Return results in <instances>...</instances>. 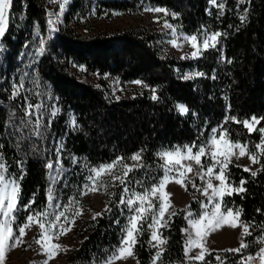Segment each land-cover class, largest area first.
<instances>
[{
	"label": "trees",
	"instance_id": "1",
	"mask_svg": "<svg viewBox=\"0 0 264 264\" xmlns=\"http://www.w3.org/2000/svg\"><path fill=\"white\" fill-rule=\"evenodd\" d=\"M140 2L161 6L169 13H177L171 20L187 34L202 31L226 33L215 49L206 50L193 59L163 56L155 43V35L141 28L130 27L112 34L81 35L70 27L60 28L46 42L43 56L28 58L27 50L48 34L45 0H14L12 16L6 36L0 38V156L8 166V173L17 180L21 175L18 161L24 165L20 181L22 203L27 204L35 193L36 211L47 203L49 185L47 163L55 157L50 148L52 140L62 139L64 151L90 166L108 163L117 157L125 159L143 150V167L129 173L128 187L138 191L158 183L163 174L157 153L174 146L204 144L212 129L228 130V138L248 145V150L260 140V132L249 133L245 119L256 117L264 125V0H223V15L209 0H100L102 7L123 12H134ZM80 1L70 4L71 10ZM248 9L246 21L240 20ZM223 56V60L221 57ZM34 61V62H33ZM231 61V63H228ZM83 66L95 72L101 86L80 79L68 70L69 65ZM203 72L202 77L185 80L187 72ZM103 75L124 83L141 80L148 87L133 95L113 97L105 92ZM215 76V79H213ZM24 77V87L35 84L48 90L60 111L48 125L43 121L42 137L34 132L32 118L24 115V93L10 99L12 85ZM30 80V81H29ZM156 89L158 100H152L149 90ZM40 90V91H41ZM32 103L37 98H32ZM177 104H184L189 112L181 115ZM12 113L15 116L12 117ZM67 113L73 115L78 127L66 125ZM236 117L225 123V117ZM13 119V127L5 124ZM30 120L27 127L21 121ZM257 175L252 176L241 166L230 163L227 180L239 187L244 180L246 191L225 196L223 205L242 209L240 219L249 225L252 235L245 236L249 247L240 252L211 250L204 260L185 257V209L177 208L162 234L167 239L159 264H244V258L255 256L264 243L257 238L264 235V161ZM140 181V183H137ZM121 187L107 197L112 211L86 221L82 238L69 256L68 264L99 261L117 248L121 229L127 222L128 208L119 205ZM194 214L200 212L199 200L189 205ZM259 210V211H258ZM17 224L25 220L20 211ZM119 221V223H117ZM134 248L135 264H150L154 249L149 243V228L143 223Z\"/></svg>",
	"mask_w": 264,
	"mask_h": 264
},
{
	"label": "snow or ice",
	"instance_id": "2",
	"mask_svg": "<svg viewBox=\"0 0 264 264\" xmlns=\"http://www.w3.org/2000/svg\"><path fill=\"white\" fill-rule=\"evenodd\" d=\"M50 2L58 3L59 12L48 13L49 33L55 32L57 30L56 25L62 22L60 17L63 15L64 10L69 4L70 0H50ZM209 3L219 8L220 14L223 15L225 8L223 0H221L220 3H217V0H209ZM239 3H245V0H239ZM13 6L14 0H0V38L5 37L9 29L10 17L12 16L11 10L13 9ZM144 10L157 13L163 12L165 15H172L173 17L178 15L177 13H169L168 10L160 7H146ZM92 14H95V9H93ZM113 15H119V13H113ZM247 15L248 9L245 8L243 14L240 15V20L242 22L246 21ZM164 27L171 29L173 38L169 41V43L173 47H181V44L178 43L179 37H177V29L167 21H164ZM223 35H226V33H221L219 31L211 33L208 31H202L199 36L183 35L181 33L183 40L189 42L193 48V51L190 54L191 58L193 59L203 55V53L208 49L217 48L218 44H220V38ZM35 36L39 38V46L35 48L34 52L35 58L38 59L46 52V39L41 37L39 27L36 28ZM188 58V55L182 57V59ZM221 59L223 60V56ZM228 63H231V61H228ZM80 67L81 70H83V66ZM204 75L205 73L197 71L184 75L183 79L189 80L194 79L195 77H202ZM213 79H215V76H213ZM133 83L143 87H148V85L144 84L141 80L133 81ZM23 88L24 77H21L18 85H12L10 99H15ZM152 92L153 95L151 96V99L158 100L159 97L156 95V89L153 88ZM25 100H27V97H25ZM33 107L34 106L32 104H27V107L24 111V115L26 117H30L32 115ZM175 107L178 113L181 115H186L189 112L188 107H186L184 104H177ZM35 108L39 109L40 105H36ZM59 111V108L53 107L51 116H56ZM14 116L15 113H12V117ZM42 119L43 117L41 115V118L36 119L34 122V134L37 137H42L44 135V132L41 130L43 127H45L42 124ZM229 120L238 123L240 122L236 117L226 116L225 123H227ZM29 123H31L30 120L21 121V124L24 127H27ZM242 123L248 129L249 133L253 131H259L262 134L260 143L255 145L259 152L249 155V159L252 161V163H258L259 156L264 155V128L256 127V125L260 123L256 117H252L251 121L245 119ZM13 124V119H9V121L5 124V128L13 127ZM50 124L51 120L48 121L49 126ZM71 124L74 127H78L74 119L71 121ZM217 132L218 129H212V133L206 144L198 146L194 142L190 146H184L186 151H182L180 148H177L174 151H164L158 153V155L161 156V158H163L165 161V175L158 184L153 183L151 189L146 188L142 193L130 189L128 187V182L129 173H132L135 168L143 167L141 160L143 150H140L131 156L130 159L134 162H137L132 166L124 163V157H117L111 163H102L98 166H90L87 163L83 165L88 175L85 177L86 182L82 186L83 190L79 194L86 195L89 192H96L101 188H105V178H110L113 181H118L119 184L123 186V191L120 193L119 205L126 206L131 213V215L127 217V223L121 229V239L119 246L111 250L110 255L106 257L102 264H113V262L117 260L134 256V248L137 243V237L142 232L141 226L149 219V216L151 217V223L148 224V228L151 230L150 243L155 241V243L152 244V247L157 249L155 255L152 257V264H157L164 252L163 246L167 243V239L163 238L159 234V229L162 227H167L168 220L165 219L166 213L168 215V219H171V217L176 214L175 211H170L171 204L167 199L169 194L164 192L163 189L165 184L170 179L169 174L173 172L178 173L180 177H171V179H174L176 183L180 184L183 181H188L187 172H193V167L191 163L186 164L183 163L184 161H194L196 165L200 166V171L196 172L195 174L198 175L200 179L206 180V185L202 189L197 190L202 191L203 195L207 197V203H204L203 201L200 202L201 209H203V211L198 216V218H193V213L187 209L185 210L187 212L185 219L190 226V228L182 229V231L188 234V239L185 242V255L187 256L188 253L194 248H199L200 251L196 256L188 258L192 260H204L205 254L208 252V249L204 247L203 244L204 238L210 231L214 232L221 228L224 224H227L232 228H236L237 226L243 228L241 233L240 247L226 251L240 252L242 249L249 247V245L244 242L243 237L252 235V233L249 231V225L244 224L239 220L242 209L237 208L234 212L233 208H227L223 205L225 196H231L234 192L242 193L246 191L244 188L246 181L241 180L239 187H233L232 184L228 182L227 167L228 163L230 162V157L236 155V153L231 150L238 148L240 150L239 156H244L248 154V145L241 144L239 142L233 143L230 139H228L227 129L220 131L219 138H217ZM221 145H224L223 150L220 148ZM2 147L3 146L0 145V149H2ZM194 148H198V150L193 152ZM208 148L211 149L210 153L206 151ZM63 149L64 143L63 141H60L56 147L55 163L49 161L46 165V168L49 171L48 179L50 184L47 189V205L43 211H36L33 208V205L35 204V193L33 194V198L30 199L27 204L22 203L20 181L23 180L25 174L23 162H17L21 171L19 180H17L14 176L7 175L8 166L3 161V157L0 156V264H5L6 250L8 248H15L17 245L23 243L25 230L34 224H37L41 230L40 239L35 240V243L39 244L42 251L48 256V259L44 260L42 264H48V260H50L56 254V251L61 247L58 244H51L50 241L54 236L58 238L59 235L66 234L68 231H70V228H68L67 225L62 222V220L72 223L77 216L82 214L83 210L80 208L78 200L70 197L67 204L61 205L55 195V189L53 185L60 182L61 177L67 171L62 164L61 153ZM208 154L211 155L213 162L211 166H208L206 171H204V165L202 164L201 157ZM72 162L73 164H77L79 161L77 158L73 157ZM216 168H219L218 172L214 171ZM118 169L121 170L119 174L117 171ZM184 169H186V171H184ZM244 170L248 171L249 169L245 168ZM251 175L256 176L257 172L253 171ZM213 179L219 181V184L214 185L212 182ZM137 183H140V181H137ZM192 186L194 188L197 187L194 183ZM158 193L159 195H157ZM153 197L160 201L158 208L154 207ZM73 204L76 205V210L70 218L67 213L72 211ZM61 208H63V210L53 211V209L59 210ZM222 208H224L223 211ZM20 211L26 212L23 224H17L16 214ZM104 211L111 212L112 209L106 205ZM100 215H102V213H93V219H96ZM49 216H51L52 219H49ZM117 223H119V221H117ZM14 224L18 227L19 235L16 234V229L13 227ZM52 229H59V231L53 232ZM190 229L194 230V235ZM257 242L264 243V235L259 236L257 238ZM256 259L259 260V264H264V248L259 250L257 257H246L244 259V264H252V261ZM217 260L220 261V264H223V261L220 260L219 256H217Z\"/></svg>",
	"mask_w": 264,
	"mask_h": 264
},
{
	"label": "rangeland",
	"instance_id": "3",
	"mask_svg": "<svg viewBox=\"0 0 264 264\" xmlns=\"http://www.w3.org/2000/svg\"><path fill=\"white\" fill-rule=\"evenodd\" d=\"M73 1L74 0H70L69 4L66 6L63 15L60 17L62 22L56 25L57 30L51 33H49L48 30V34L44 37L46 39V42L47 40L51 39L53 35L62 27H70L75 32L84 36L92 35L95 33L112 34L114 32L121 31L126 28L135 27V28H141L142 30H145L146 32L155 35V39H156L155 43L159 47L160 53L163 56L182 59V57L188 55L189 58H191L190 54L193 51V48L191 47V44L189 42L183 40L181 33L183 35H195V34H187L183 32L181 29H179V27H177V25L171 20L172 15H165V13L163 12L157 13V12L144 10L146 7H151V8H155V7L164 8V7L151 6L146 2H140V6L136 11L123 12L119 10H111L102 7L100 0H79L80 1L79 7L76 10H71L70 4ZM220 2L221 0H217V3ZM45 4H46L48 19H49L48 16L49 12H59L58 3H52L50 2V0H45ZM93 9H95V14H92ZM113 13H119V15H113ZM164 21H167L169 24L173 25V27L177 29V37H179L178 43L181 44V47H173L169 43V41L173 37H172L171 29L164 27ZM204 31H208V30H204ZM208 32L211 33L216 31H208ZM38 46H39V38L38 40H35L28 48L27 50L28 58L29 57L35 58L34 52H35V48ZM0 49H1V43H0ZM68 70L72 73H75L82 80L89 81L96 86H101L100 83L98 82L99 76L95 72L88 73L85 71V68L81 70L80 66H76L73 64L68 66ZM189 73L192 72H187L186 74ZM103 78L106 79L107 85L104 87L106 94L109 96H113V97L130 96L133 95L135 91H142L144 89L143 86L133 83V81L136 80H131L121 83L116 78H113L108 75H103ZM40 90L41 88L37 89V86L35 84H30L28 88L26 86V88L24 87L23 89H21V92L24 93L23 95H25L23 98L24 99L23 111H25L27 104H32L34 106L32 110V115L28 117V119L32 118L36 120L38 118H41L42 115L43 117L42 123L46 119L47 121L49 120L52 121L56 117V116L54 117L51 116L52 108L53 107L59 108V107L56 104L54 97L50 95L48 90L46 89H42L41 91ZM149 91L153 95L152 90ZM25 97H27V100H25ZM32 98H37V102L32 103L31 102ZM36 105H40V108L36 109L35 108ZM66 117H67L66 120L67 127L74 128V126L71 124V121L74 119L73 115L71 113H67ZM251 119H249V121H251ZM257 120L259 119L257 118ZM214 128L218 129L217 138H219V133L220 131H223V129H221L220 127H214ZM260 128H264V125ZM210 135L204 144L208 142ZM261 135L262 134L260 133V136ZM60 141L63 140L57 138L55 140H52L51 142L50 148L53 150L52 154L53 155L55 154L54 155L55 157H53L49 161H52L53 163H55V159H56V147L58 146V143ZM260 141H261V137L256 144L260 143ZM232 142L235 143L239 141H232ZM241 144H245V143H241ZM255 145L251 150L247 149L248 154L244 156H239L240 150L238 148L232 149L231 151L235 152L236 155L230 157V162L228 163V166L230 163H233L234 165L241 166L243 169L248 168L249 169L248 171L250 172L257 171V169L260 167V162L264 161V155L259 156L258 163H252V161L249 159V155L259 152V150L256 149ZM184 146L185 145L174 146L168 149H162L158 153L164 151H174L177 148H180L182 151H186L184 149ZM220 148L221 150H223L224 145H221ZM196 150H198V148H194L193 152H195ZM210 150H211L210 148L206 149V151L209 153ZM61 157H62L63 167L67 171L61 177V181L53 185L55 189V195L58 198L59 203L61 205L67 204L69 202L70 197L74 198L75 200H78L79 206L83 211L82 214L77 216L74 222L72 223H68L67 221L62 220V222L65 223L68 228H70V231H68L66 234L59 235L58 238L54 236L53 239L50 241L51 244H58L61 247L59 250L56 251V254L50 260H48V264H68L70 254L77 247L80 239L82 238L84 229L86 227V221L93 217V213H100V211L105 208L107 204L106 201L108 195L112 194L114 191H116V189L120 187H121V192L123 191V186L120 185L118 181H113L110 178H105V184H106L105 188H101L96 192H89L86 195H80L79 193L83 190L82 186L86 182L85 177L88 175L87 171L83 167L84 162L79 161L77 164H73L72 158L75 156L70 155L69 153L64 151V149L61 153ZM130 158L131 157L124 159V163L128 164L129 166H132L134 163H137L132 161ZM158 158L160 160V164L163 169V174L162 177L160 178L161 180L165 175V168H164L165 161L159 155ZM201 161L202 164L204 165V171H206L207 167L211 166L213 162L210 154L202 156ZM183 163L186 164L191 163L193 167V172H187L188 181H183L182 183L178 184L175 182L174 179H171L172 176H176L177 178H180L178 173L175 172L170 173L169 174L170 179L165 184L163 191L169 194L167 199L168 201H170L171 204L170 211H175L177 208H183L185 210L187 209L188 211H191L193 213V218H198V216L203 211V209H201L200 202L203 201L204 203H207V197L203 195L202 191H198L197 189H202L206 185V180L200 179V177L195 174L196 172L200 171V166L196 165L194 161L191 162L184 161ZM117 171L119 174L121 170L118 169ZM184 171H186V169H184ZM214 171L218 172L219 168L214 169ZM7 175L12 176L9 173H7ZM48 176H49V171H48ZM212 182L214 185L219 184V181L215 179H213ZM193 183L197 186L196 188L192 186ZM232 186L236 187L234 185ZM151 187L149 189H151ZM132 190L141 193L143 192L135 189ZM157 195H159V193ZM198 200L200 205V212L198 214H194V212L191 209H189V205L191 201L196 202ZM153 202H154V207L158 208L160 201L157 200L155 197H153ZM45 207L40 211H43ZM60 210H63V208L59 210L53 209V211H60ZM75 210H76V205L73 204L72 211L68 212L67 215L71 218ZM223 210L224 208H222V211ZM233 211L235 212V209H233ZM129 215H131V213L128 210L127 217ZM186 215L187 212L185 211V216ZM49 219H52V217L49 216ZM165 219L169 220L167 213L165 215ZM239 220L241 221L240 218ZM144 223L147 224L151 223V217L149 216V219ZM13 227L14 229H16V234L19 235L17 225L14 224ZM162 228L159 229V234L163 238H165L164 235L162 234ZM186 228H190L187 220H186V227L184 229ZM40 231L41 230L39 229V226L37 224H34L30 228L26 229L25 236L23 237V243L17 245L15 248H8L6 250L5 264H42L44 260L48 259L47 254L42 251L41 246L35 243V240L40 239ZM52 231L58 232L59 229H52ZM190 231H192V234L194 235V230L190 229ZM242 231L243 228L240 226H237L236 228H232L227 224H224L222 225L221 228L217 229L216 231L214 232L210 231L208 233V235L203 240L204 247L208 249V252L211 250L220 251V250L239 248ZM149 233H150V237H149V243H150L151 240L150 229H149ZM187 239H188V234L185 233V242ZM154 243L155 241H152L150 245L152 246V244ZM153 249H154V254H153L154 256L157 249L155 248ZM184 251H185V246H184ZM199 251H200L199 248H194L192 251L188 253L187 256L185 255V257L187 259H189L188 257H194L198 254ZM257 256L258 254L252 257H257ZM105 259L99 261L94 260L91 262H82L79 264H102V262ZM136 261L137 259L134 253V256L128 257L126 259L117 260L113 262V264H135ZM159 261L157 262V264H159ZM150 264H152V261ZM252 264H259V260L256 259L252 261Z\"/></svg>",
	"mask_w": 264,
	"mask_h": 264
}]
</instances>
